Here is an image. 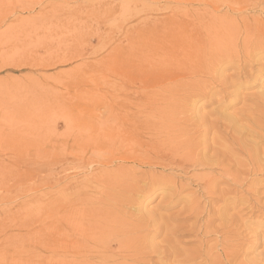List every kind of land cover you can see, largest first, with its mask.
<instances>
[{
    "label": "rangeland",
    "instance_id": "1",
    "mask_svg": "<svg viewBox=\"0 0 264 264\" xmlns=\"http://www.w3.org/2000/svg\"><path fill=\"white\" fill-rule=\"evenodd\" d=\"M253 2L0 0V264L56 263L52 230L59 223H67L62 217L63 210L67 208L63 207H69V214H72L77 206L88 200L89 195L95 194L99 179L120 164H136L138 177L146 171L148 174L160 173L177 179L178 185L187 188L185 192L197 190L200 182L193 175L214 171L198 166H189L187 171H182L161 159L171 145L178 143H196L206 138L209 144L223 139L227 146L232 145L229 138L232 133L225 128L217 134L200 135L199 120L202 117L208 120L216 116L238 118L239 125L246 128L244 138L261 141L259 146L264 151V39L259 42L258 35L255 36L257 38L251 35L247 37L250 42L246 39L250 47L245 44L246 50H242L241 45L246 38L244 31L228 23L225 26L227 32L238 31L237 41L242 40V49L238 54L234 53L235 58L233 54L232 57L230 54L220 56L224 61L218 70L220 83L214 85L219 91L208 98L198 96L193 104L191 99H187L190 102L181 100L182 94L192 92L191 89L178 87L175 91L174 87L167 85L162 91L165 96L157 94L151 97L153 104L158 102L165 112L161 115L164 118L160 117L162 121L158 119L152 124L146 123L144 117L139 122L135 121L140 102L154 88L157 90L158 86L173 82L178 74H187L180 67L166 71L160 64L144 69L139 63V71L135 56L140 54V49L127 52V35L137 30L161 34L157 44L159 48L160 45H169L170 35L204 33L211 15L234 20L240 26L247 17L264 20V13ZM48 8L51 15H44ZM52 9H56L58 15ZM34 16L39 19H34ZM254 39L262 45L257 42L255 45ZM238 72H241L239 76ZM233 75L235 80L231 85H220ZM236 79L239 80L237 83ZM107 103L113 105L114 114L118 117L113 133H102L95 139L87 129L83 130L84 134L67 130L76 118L93 120L111 115ZM124 156H136L144 162L122 161ZM259 185L258 197L264 205V179ZM218 187L239 192L244 189L227 180L220 181ZM159 190L155 195L138 196L143 207L141 211H150L158 206L167 188L164 186ZM203 198L202 204H205L207 199ZM219 201L215 199L212 202L220 204ZM182 205L164 213L176 212ZM132 212L139 214L140 210ZM262 224L255 225L254 221L249 224L256 231L255 238L263 243L248 259L264 251V219ZM189 244L187 242L185 246H193Z\"/></svg>",
    "mask_w": 264,
    "mask_h": 264
},
{
    "label": "bare ground",
    "instance_id": "2",
    "mask_svg": "<svg viewBox=\"0 0 264 264\" xmlns=\"http://www.w3.org/2000/svg\"><path fill=\"white\" fill-rule=\"evenodd\" d=\"M247 3L245 4L247 5ZM253 4L264 13V0H254ZM49 10L48 8L44 15L50 14L51 11L49 12ZM52 10L53 12L56 11V9ZM36 18L34 16V19ZM251 19L244 18L241 21L243 25L240 26L238 25L239 22L236 24L234 20L211 15L208 18L209 26H206L207 29L205 28L204 33L195 32L193 35L190 32L191 34L170 35L169 45H160L159 48H157V44L161 34L141 33L138 30L133 34L129 33L127 44L131 51L128 49L127 52H135V48L140 49V54L135 56V63L139 66V71L141 70L140 64L144 69L149 66L153 68L160 64L166 68V71L180 67L182 68L181 71H185L187 74L185 76L178 74V78L173 79V82L164 83L158 86L157 90H155L156 88L152 89L153 91L147 95L144 101L140 102L142 104L139 105L135 121L139 122L140 118L144 117L146 123L152 124L162 117L161 115L165 113L162 111L163 108L160 109L158 102L153 104L154 100L152 101L151 97L152 95L163 94L162 91L167 85H171V88L174 87L172 89L175 91L179 89L178 87L191 89L192 92L186 93L187 95L184 94L186 91L183 89L185 92L183 94L181 92L183 95L181 100L191 99L193 104L192 101L198 96L199 98L200 96L206 98L214 96V93L219 91L214 87L220 83L219 66L224 62L220 56L226 54H233L234 56V53L241 52L242 47L250 42V38L247 39V37H252L251 35L254 38H257L255 36L258 35L257 40L259 42L264 39L261 38L264 37V20ZM33 23L35 24V20ZM228 23L231 27L244 31L246 38L243 39L242 47H240L242 40L237 41L238 35L236 36V33L238 34V31L235 32L234 29L233 32L235 33L227 32ZM231 27L229 30L232 31ZM200 29L202 30V28ZM164 35L163 33L162 36ZM246 39L249 41L246 42ZM258 41L256 42L259 44ZM262 41L264 43V40ZM256 42L254 39V44ZM247 46L249 45L247 44ZM244 48L242 50H246ZM240 74L241 72H238L237 76ZM207 77L210 81L207 80ZM229 78L223 80L220 85H231L235 77L233 75ZM238 81L236 79L235 82ZM171 88L170 90H172ZM172 91L174 92V90ZM173 94L172 96H175ZM167 98L169 99V97ZM107 108L111 111V115L100 116L93 120L85 117L76 118V120L71 121L67 130L72 133L84 134L83 130L87 129L91 133V137L95 139H98L102 133H113L114 128L118 125L116 124L118 117L116 113L114 114L115 110L111 103H107ZM148 108V111H143ZM169 118L171 119L170 116ZM112 119L113 124L111 123ZM199 121L200 135L207 136L211 132L217 134L225 128L232 133L231 135L228 134L233 141L232 145L227 146L226 140L223 141V139H216L213 144H209L205 140L206 138L196 143H178L171 145L170 150L164 152V157L161 159L182 171H187L189 166H198L214 171V173L193 175V178L196 179L197 177L200 182L197 190L185 192L187 188L184 185H178L177 179L160 173V175L154 172L148 174L147 171H142V167L140 171L144 172V175L138 177L135 171L138 169L136 164L135 167L131 166L132 164L119 163L117 169L107 172L105 177L99 179L100 182H97L98 188L95 190V194L89 195L84 204L73 208L72 214H69V207H63L65 204H62L64 209L67 208L63 210L62 215L67 223L63 225L58 222L59 224H55L56 226L52 230L55 235L53 237L54 255L57 257L54 264H264V251L255 255L254 258L249 257L250 259H248V256L253 254L262 242L261 239L255 238L256 231L249 227L252 221L255 225L260 226L264 219V205L258 197L260 194L259 184L264 179V151L259 146L261 141L245 139L246 128L239 125L238 118L216 116L212 120H208L202 117ZM146 123L145 125H147ZM150 127L152 128L151 125ZM126 159L135 163L137 161L144 162L136 156L122 157V161ZM225 180L236 185L239 184L244 189L239 192L219 188L218 183ZM164 186L167 188L166 191L170 192L166 193L164 190L165 195L159 201L158 206L150 211H141L142 205L140 206L138 196L155 195L156 191L163 189ZM202 198L207 199L205 204H202ZM215 199H219L220 204L212 202ZM179 204L183 205L178 211L169 214L164 213V211H173ZM132 209L134 211L140 210V213L136 214L132 212ZM187 242L193 246L189 244L191 247H186L185 243Z\"/></svg>",
    "mask_w": 264,
    "mask_h": 264
}]
</instances>
